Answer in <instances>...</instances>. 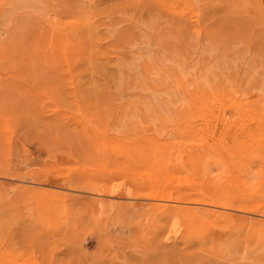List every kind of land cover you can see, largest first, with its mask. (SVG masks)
I'll return each mask as SVG.
<instances>
[{"label":"rangeland","instance_id":"374dc122","mask_svg":"<svg viewBox=\"0 0 264 264\" xmlns=\"http://www.w3.org/2000/svg\"><path fill=\"white\" fill-rule=\"evenodd\" d=\"M0 264H264V0H0Z\"/></svg>","mask_w":264,"mask_h":264},{"label":"bare ground","instance_id":"6f19581e","mask_svg":"<svg viewBox=\"0 0 264 264\" xmlns=\"http://www.w3.org/2000/svg\"><path fill=\"white\" fill-rule=\"evenodd\" d=\"M116 199H119V198L117 196H113V197H111L110 201H116ZM175 235H177L175 231L168 233L167 236H166V240L167 241L173 240L174 237H176Z\"/></svg>","mask_w":264,"mask_h":264}]
</instances>
